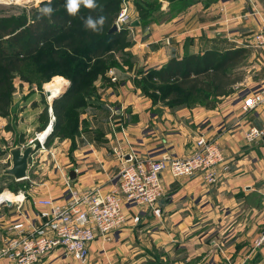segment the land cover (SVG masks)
<instances>
[{
	"label": "crops",
	"instance_id": "0c3cea01",
	"mask_svg": "<svg viewBox=\"0 0 264 264\" xmlns=\"http://www.w3.org/2000/svg\"><path fill=\"white\" fill-rule=\"evenodd\" d=\"M254 12L264 13V0H158L146 24L130 9V18L138 24L128 32V42L134 52L138 46L142 50L131 57L135 64L162 67L185 55L246 49L240 88L211 109H171L153 104L129 81L116 86L105 76L109 81L97 88V100L79 116L78 134L59 141L55 137L36 153L39 161L48 158L53 166L31 169L28 162L24 179L10 176L11 190L0 188V247L12 234V224L38 227L35 201L63 202L70 191H114L128 155L143 162L184 158L203 136L222 153L228 167L222 178L209 185L200 176L173 178L163 172L159 216L123 201L126 224L108 241L97 239L89 246L87 264H264V240L254 244L264 235V106L242 113L237 99L264 84L263 56L246 44L259 28ZM249 74L259 75L256 84ZM248 127L263 131L252 144L243 139ZM38 264L78 263L57 250Z\"/></svg>",
	"mask_w": 264,
	"mask_h": 264
},
{
	"label": "trees",
	"instance_id": "16d2710c",
	"mask_svg": "<svg viewBox=\"0 0 264 264\" xmlns=\"http://www.w3.org/2000/svg\"><path fill=\"white\" fill-rule=\"evenodd\" d=\"M95 2L97 8L86 9L82 5L76 16L68 14L66 0H52L45 5L53 9L48 16L39 10L28 16H0V116L12 112L15 74L36 87L54 76L68 80V88L51 105L54 121L47 144L55 137L73 139L78 134L80 114L97 100L95 81H109L105 76L116 64L114 53L125 57L124 50L130 46L125 30L111 32L121 0ZM135 7L139 21L146 24L152 20L157 3L136 0ZM101 15L106 17L102 29L93 32L85 27L88 16ZM246 55V49L185 55L180 61L172 59L157 70L151 69L143 85L141 80L136 84L152 98L153 104L161 102L171 109L193 107L195 98L204 95L211 96L212 101L199 105L211 109L218 98L234 93V87L242 80L238 68ZM46 126L47 122L41 129Z\"/></svg>",
	"mask_w": 264,
	"mask_h": 264
},
{
	"label": "built area",
	"instance_id": "2783aa9c",
	"mask_svg": "<svg viewBox=\"0 0 264 264\" xmlns=\"http://www.w3.org/2000/svg\"><path fill=\"white\" fill-rule=\"evenodd\" d=\"M251 14L260 19V24L248 43L259 50L264 59V13ZM129 17L128 9L122 10L116 26L122 27ZM262 106L264 84L257 92L243 99L241 110L247 113ZM51 118L54 119L52 115ZM262 135L263 131L250 128L243 132V139L247 144H252ZM43 139L39 138L40 142ZM41 147L43 149V145ZM227 169L217 144L203 136L197 138L195 150L187 159L164 156L143 162L130 154L119 170L117 175L119 185L114 191L108 193H102L99 189L86 192L70 191L63 202L50 198L35 201L34 205L38 208L35 216L38 227L30 228L23 222L12 224L8 228V232L12 234L0 247V261L38 264L50 253L61 250L64 257L78 264H87L89 246L97 239L108 241L111 233L122 229L126 224L123 201L134 207L156 206L163 196L161 180L163 172L167 171L173 178L200 176L203 181L212 185L222 178L223 170ZM154 214L159 216L157 208ZM132 221L137 223L139 220L134 217ZM260 239L263 240L264 235Z\"/></svg>",
	"mask_w": 264,
	"mask_h": 264
},
{
	"label": "rangeland",
	"instance_id": "374dc122",
	"mask_svg": "<svg viewBox=\"0 0 264 264\" xmlns=\"http://www.w3.org/2000/svg\"><path fill=\"white\" fill-rule=\"evenodd\" d=\"M51 1L52 0H40V2L38 3L37 0H0V16L13 17V16H19L22 14L23 15L27 14L26 16H28L29 13L39 10L40 8L45 7V5H49ZM135 1L136 0H121L117 8L118 11H117L116 17L111 26V29L114 26L116 27L115 32L125 30L127 33V36H126L127 40L129 36L128 32H131L130 30L132 29V24L134 23V20L129 17L130 20L128 19V21L125 24H123L122 27H119V28L116 26V23L118 21V17L121 14L122 10L128 9V11H130L131 9V11L133 12L134 10L137 11L135 7ZM137 1L141 2V0H137ZM155 1L156 3H158V0H155ZM259 24H260V20H259ZM246 44L249 46L248 47L249 49L256 50L257 52L261 53L259 50L254 48L250 43H246ZM129 48L131 49L129 50ZM129 48L124 50L127 56V57L125 56L126 58L124 56L122 57L120 54H117L118 52L114 53V59L116 60V64L109 69V71L106 73V76H108L109 80H111L112 83H115L116 86L120 85L123 82L129 81L136 89H138L141 92V94L144 97L148 98L149 101L153 102L152 98L148 94H146L141 87L139 88V86H137L136 83L141 80V86H142L144 79L149 78L148 72L151 69L157 70L161 67L158 65L146 66L145 64L143 65L137 62L135 64L134 63L135 61L132 58L136 56V53L137 55H141L142 50L140 49L139 46H138V49L135 48V52L132 50L133 49L132 46L131 47L129 46ZM243 63L238 68V72L240 73V77L244 79L246 74H245L243 67H245L247 62L245 61ZM249 77H251L254 84H256L257 81L259 80V75L251 76V74H249ZM54 78H61V79L53 80ZM56 81L61 82L62 89H64L65 86L69 84L68 80H66L64 77L54 76L50 78L49 80L43 82L40 85V87H36L35 85H30L27 82L22 81L16 74L13 77L12 79L13 92L11 94L12 104L10 106V110H12V112L10 111L9 114L6 116H0V188H5L7 186L9 187V190H11L12 188L11 183L13 180L10 178V176L5 174V171L6 169L10 168L12 165L10 153L14 149H19L21 151H23L26 147H32L34 149L35 157L31 158L32 156L31 155L28 159V162L32 165L31 169L39 167L40 165H43L46 167L53 166L54 163L48 162V160L46 161V159L48 158H46L43 161H39L40 158L38 154L36 153L39 151H43L45 146H47V143H46L47 139L43 137L44 139L41 140V142L43 143L42 144L39 140V137L41 136V134L45 132L48 126L54 121V119L51 118V112H50V110L52 111L51 109L52 104L50 103L51 99L46 96L45 91L47 90L49 86H51ZM48 82L50 83L45 85ZM104 84L105 83L101 79H97L94 83L95 90L97 91V88L100 86L102 87ZM262 85L257 86L254 90H251L250 93L247 95L242 92L239 94L237 99L239 100V103H240V110H241V103L243 99L246 96L257 92ZM238 86L239 85L237 84L234 87L235 89L234 93H236L238 91L237 89L240 88ZM61 90L58 93H60ZM210 97L211 96H206L205 98L204 95H199L193 101V106H199V104H204L206 102L212 101L211 100L212 98ZM226 97H220L216 100V102L219 103L220 101H223V99ZM45 110L47 111V115H45V112H44ZM45 122H47V126L42 130L41 127L43 126ZM250 128H256V127H248L243 132H245L246 130ZM52 140H54V138ZM59 140H62V139L58 138V141ZM51 142L53 141H50L49 143ZM42 145H43V149L41 147ZM191 155L184 157V158H178V157H173V158L187 159ZM50 159H51V156H50ZM124 161L125 160H123V162ZM223 172L225 173L226 170H223ZM222 176L223 175H221V177ZM164 193L165 192L163 190L162 198L164 197ZM139 207H147V206H139ZM148 209H151L153 214L156 212V206L153 208L148 207ZM260 238L254 242L255 245H257L258 243L259 245H261L263 243L264 239L261 240Z\"/></svg>",
	"mask_w": 264,
	"mask_h": 264
},
{
	"label": "water",
	"instance_id": "95a60500",
	"mask_svg": "<svg viewBox=\"0 0 264 264\" xmlns=\"http://www.w3.org/2000/svg\"><path fill=\"white\" fill-rule=\"evenodd\" d=\"M137 22H134L132 24V27L137 26ZM116 27L114 26L111 29V32H115ZM69 84L65 86L64 89L61 90L59 94L56 96L52 97L50 100V103L52 104L55 100H57L68 88ZM46 96L49 98L51 97V94L49 91H45ZM52 129V124L48 126V128L44 132V138L48 136ZM34 153V149L32 147H26L23 151L19 149H14L11 151V167L6 169L5 174L13 177L15 180H22L26 177V172L28 169V159L29 157ZM70 179H73V172L69 173ZM3 202H5V199H2Z\"/></svg>",
	"mask_w": 264,
	"mask_h": 264
},
{
	"label": "clouds",
	"instance_id": "9594fccd",
	"mask_svg": "<svg viewBox=\"0 0 264 264\" xmlns=\"http://www.w3.org/2000/svg\"><path fill=\"white\" fill-rule=\"evenodd\" d=\"M37 2L39 3L40 0H37ZM82 5L86 9H95L98 7L95 0H66L65 7L70 16H76ZM39 11L41 14L48 16L51 15L53 9L50 6H45L43 8H40ZM105 21L106 17H104L103 15L95 18L93 16H88L85 19L84 24L87 29H90L93 32H97L102 29Z\"/></svg>",
	"mask_w": 264,
	"mask_h": 264
},
{
	"label": "bare ground",
	"instance_id": "6f19581e",
	"mask_svg": "<svg viewBox=\"0 0 264 264\" xmlns=\"http://www.w3.org/2000/svg\"><path fill=\"white\" fill-rule=\"evenodd\" d=\"M60 88H61V82H54L51 86H49L47 88V91H49L51 94V97H49V98L52 99V97L59 94L58 92L62 89V88L61 89ZM43 137H44V133L41 134V136L39 138L43 139ZM8 198H10V200H12L11 196H9Z\"/></svg>",
	"mask_w": 264,
	"mask_h": 264
}]
</instances>
